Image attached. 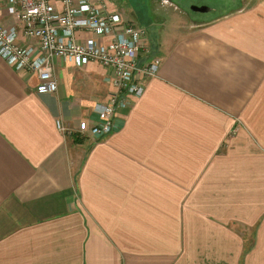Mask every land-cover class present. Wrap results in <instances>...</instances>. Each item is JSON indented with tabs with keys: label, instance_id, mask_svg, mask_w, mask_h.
<instances>
[{
	"label": "crops",
	"instance_id": "1",
	"mask_svg": "<svg viewBox=\"0 0 264 264\" xmlns=\"http://www.w3.org/2000/svg\"><path fill=\"white\" fill-rule=\"evenodd\" d=\"M105 2L162 60L113 133L80 130L115 91L106 67L56 58L39 94L0 55V264H264V0Z\"/></svg>",
	"mask_w": 264,
	"mask_h": 264
},
{
	"label": "built area",
	"instance_id": "2",
	"mask_svg": "<svg viewBox=\"0 0 264 264\" xmlns=\"http://www.w3.org/2000/svg\"><path fill=\"white\" fill-rule=\"evenodd\" d=\"M96 1L0 0L15 19L14 25L0 23V55L17 69L37 73L39 94L58 90L56 58L72 59L78 66L98 62L106 67L115 91L108 104L95 105L100 120L90 131L85 125L80 128L83 135L90 132L100 138L118 128L117 111L130 106L131 96L143 94V79L157 76L162 60L155 55L141 63L139 57L149 47L147 29L130 23L121 11H110L105 0ZM80 32L94 36L82 37ZM57 127L63 133L71 131L62 120Z\"/></svg>",
	"mask_w": 264,
	"mask_h": 264
},
{
	"label": "rangeland",
	"instance_id": "3",
	"mask_svg": "<svg viewBox=\"0 0 264 264\" xmlns=\"http://www.w3.org/2000/svg\"><path fill=\"white\" fill-rule=\"evenodd\" d=\"M149 3V0H147ZM178 2L181 10L183 9L189 16L194 18L205 17L208 13H202L198 11H194L191 9L192 3L195 2L197 5H206L211 6L217 13L226 12L227 8H225V4L227 0H175ZM210 15H213L214 12H209Z\"/></svg>",
	"mask_w": 264,
	"mask_h": 264
},
{
	"label": "water",
	"instance_id": "4",
	"mask_svg": "<svg viewBox=\"0 0 264 264\" xmlns=\"http://www.w3.org/2000/svg\"><path fill=\"white\" fill-rule=\"evenodd\" d=\"M191 9L198 12H208L212 8L206 5H192Z\"/></svg>",
	"mask_w": 264,
	"mask_h": 264
}]
</instances>
